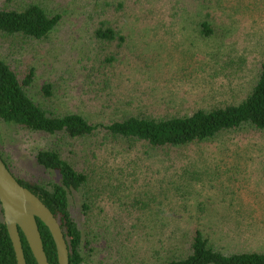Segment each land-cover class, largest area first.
I'll use <instances>...</instances> for the list:
<instances>
[{"label": "trees", "instance_id": "1", "mask_svg": "<svg viewBox=\"0 0 264 264\" xmlns=\"http://www.w3.org/2000/svg\"><path fill=\"white\" fill-rule=\"evenodd\" d=\"M17 1L0 7L2 37L43 41L66 21L63 9L51 8L52 0ZM256 8H264V0L249 3L245 0H122L117 4L107 2L96 19H77L87 27L88 39L101 45L104 51L95 54L99 56L97 64H85L83 68L84 87L87 85L83 97L85 102L97 107L95 112L60 114L48 103L37 102L29 93L35 83V70L31 68L20 74L0 58V123L56 136V144L90 141L99 151L110 148L117 151L114 154L117 158L123 155L132 158L124 162V169L109 165L107 173L113 183L106 176L98 181V173L91 167L78 168L72 152L65 158L62 148L40 149L34 153L37 164L56 172L60 182H34L15 175L0 149L1 158L16 180L33 192L58 220L69 248L70 264H264V249L232 251L221 247V243H227L221 232L225 226L234 229V225H227L222 219L216 224L210 221L213 215L205 208L208 204L201 197L202 192L196 190V185L202 183L200 179L205 177V168L200 169L191 159L185 164L182 159L179 161L183 149L211 144L224 135L239 133L240 143L243 137H260L264 133V59L252 90L240 102L230 87L227 94L232 95L231 100L199 108L191 114H148L140 109L126 110L129 102L119 104L108 92L116 83L117 56L121 53L106 51L105 54L112 47L124 51L128 41L126 30L170 33L178 27L180 31L190 27L200 38L215 43L217 52L211 54L209 61L219 70L211 67V72L221 73L234 62L230 56L224 60L219 57L221 47L225 48L226 39L235 31V19L243 12L253 18L251 12ZM115 11L126 19H118L119 13ZM42 94L47 101L54 99V84L46 83ZM242 152L239 150V160ZM225 154L222 157L233 158ZM154 155L164 161L161 170L164 177L142 189L137 180L139 164L135 161L144 162ZM72 191L82 194L80 217L72 209ZM215 198L221 205L236 203L233 198ZM0 208L3 214L1 204ZM234 215L238 217V212L232 208L227 217ZM37 222L49 263L58 264L52 235L39 219ZM261 223L239 212V245L253 242L256 232L261 226L264 228V222ZM20 236L27 264H37L22 231ZM0 264H17L3 217L0 218Z\"/></svg>", "mask_w": 264, "mask_h": 264}, {"label": "rangeland", "instance_id": "2", "mask_svg": "<svg viewBox=\"0 0 264 264\" xmlns=\"http://www.w3.org/2000/svg\"><path fill=\"white\" fill-rule=\"evenodd\" d=\"M119 1L122 0H52L49 4L53 10L63 9L66 12L65 23L43 41L0 36V58L20 74L31 68L35 70V83L29 93L37 102L48 103L60 114L95 112L97 107L89 101L85 102L83 97L87 88L86 84L84 87L83 79L86 76L83 68L85 64H97L99 56L95 54L104 51L101 45L88 39L89 34L85 32L87 27L76 20L96 19L100 8L107 2L117 4ZM15 2L18 3L17 0H0V7ZM251 15L253 18L243 12L239 14V19H235V31L226 39L225 48L221 47L222 54L219 57L224 60L230 56L234 62L226 65L227 70L221 73L211 72V67L219 70V67L211 66L213 61H209L211 54L217 52L215 43L200 38L193 28L180 31L178 27L170 33L163 30L157 33H143L142 30L131 33L126 30L128 41L123 52L117 51L115 47L105 50V54L111 51L121 53L117 56V80L108 92L119 104L129 102L126 110L131 112L140 109V112L148 114H191L199 108H209L231 100L232 95L227 94L230 87L236 92L235 99L242 101L252 90L260 62L264 59V8L254 9ZM117 18L126 19L121 13ZM221 65L225 66L223 63ZM51 82L55 87V98L47 101L42 88ZM56 140V136L0 123V149L15 175L25 181L60 182L56 172L47 171L37 164L34 153L40 149L62 148L65 158L72 152L74 164L81 169L91 167L98 173V181L105 176L110 180L107 173V170L110 171L109 165L117 170L124 169V162L132 159L128 155L117 158L114 155H117V151L110 148L99 151L90 141L56 144ZM239 150L243 151L241 160ZM182 153L179 158L182 164L191 159L197 162L200 169L205 168V177L200 179L202 183L196 185V190L202 192L201 197L208 204L205 208L213 215L210 221L216 224L222 219L225 224L234 225V229L225 226L221 232L223 238L227 239V243H221V247L232 251L263 250L264 228L261 226L256 232L255 242L239 245L237 224L239 212L246 218L258 221L259 225L263 224L261 221L264 222V133L260 137H243L240 143L239 133L224 135L211 144L183 149ZM225 153L233 158L222 157L221 154ZM135 162L139 164L137 180L142 189L149 182L164 177L161 172L164 161L160 156L154 155L144 162L136 159ZM216 196L233 198L236 203L221 205L216 201ZM208 199L212 201L208 202ZM70 200L76 216L80 217L82 194L72 191ZM232 208L238 212V217H227ZM2 217L4 219L0 208Z\"/></svg>", "mask_w": 264, "mask_h": 264}, {"label": "water", "instance_id": "3", "mask_svg": "<svg viewBox=\"0 0 264 264\" xmlns=\"http://www.w3.org/2000/svg\"><path fill=\"white\" fill-rule=\"evenodd\" d=\"M0 204L17 264H27L20 231L37 264H50L38 226L39 219L50 231L56 245L58 264H70L69 248L58 220L28 188L22 186L0 156Z\"/></svg>", "mask_w": 264, "mask_h": 264}]
</instances>
